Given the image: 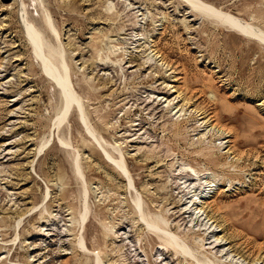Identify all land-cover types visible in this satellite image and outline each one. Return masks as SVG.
<instances>
[{"label": "rangeland", "instance_id": "1", "mask_svg": "<svg viewBox=\"0 0 264 264\" xmlns=\"http://www.w3.org/2000/svg\"><path fill=\"white\" fill-rule=\"evenodd\" d=\"M198 1L0 0V264H264V0Z\"/></svg>", "mask_w": 264, "mask_h": 264}, {"label": "bare ground", "instance_id": "2", "mask_svg": "<svg viewBox=\"0 0 264 264\" xmlns=\"http://www.w3.org/2000/svg\"><path fill=\"white\" fill-rule=\"evenodd\" d=\"M184 1H186V4L191 5V7L193 9L198 10L200 12H203L205 15H207L205 11H210V10H208V9H210V7H208L207 5L201 3L198 0H184ZM22 8H23V6H22ZM21 12H23L22 13L23 14L22 15V19H23V24H24V27H25L24 29L26 31V39H27L29 45L32 47L31 49H32L33 53L36 55L39 63L41 64L42 70L44 71L45 75L51 81V83L55 86V88L60 92V94L59 93L58 94L61 95L62 103H61V106H60V110H58L59 111V116L57 118V124H58V123H60L63 120L67 110L72 105H74L75 108L79 111L81 109V103H80L81 101H79L78 97L75 95V92L73 91L72 87L70 86V84L68 82V78H67V74H66V67H65L66 64L64 65L63 61H61V64H58L56 61H54L51 58L50 55H48V54H46L45 52L42 51V41L43 40L41 38H43V37L40 36L39 31L35 28V26L32 23H30L29 21H27V19H25V16H26L25 13H24L25 10L21 11ZM213 14H215V13H213ZM212 17H213V15H212ZM243 29L245 30L246 28H243ZM246 31H247V29H246ZM258 36H260L264 40V37L262 35L258 34ZM56 37H58V36H56ZM45 41L47 42V40H45ZM52 48H53V46H52ZM56 49H55V51H56ZM59 49L61 50V46H60ZM59 49H57V50H59ZM60 50H59V55L62 53V50L61 51ZM54 54H56V53H54ZM63 58H64V56H63ZM64 61H65V59H64ZM81 110H83V109H81ZM83 114L84 113L82 112L80 114L79 118H80L81 122L85 123V118H84ZM54 125H55V123H54ZM86 130L90 134H93V132L91 131V129L87 125V123H86ZM62 143L66 144V145H69V142H66V141H62ZM105 156L108 159V161L113 165V167L115 169H117V171H120L123 174H127L126 170L123 167V165L119 161H117L116 159H113L108 152H106ZM75 172L76 173L80 172L78 161L75 164ZM128 179H129V177H128ZM129 182H130V180H129ZM136 207L138 209H140V204H139L138 200L136 201ZM85 212H86V207H85V205H83V210L80 212V216L83 217ZM168 238H169L170 241H175V243L177 244L178 248H180V250H182V252H184L186 254H191V251L189 249H187V247L184 245V243H182L179 240H177V238L175 236L168 235Z\"/></svg>", "mask_w": 264, "mask_h": 264}]
</instances>
